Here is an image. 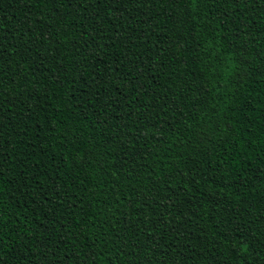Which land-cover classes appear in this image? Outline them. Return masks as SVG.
<instances>
[{
    "label": "trees",
    "instance_id": "trees-1",
    "mask_svg": "<svg viewBox=\"0 0 264 264\" xmlns=\"http://www.w3.org/2000/svg\"><path fill=\"white\" fill-rule=\"evenodd\" d=\"M0 264H264V0H0Z\"/></svg>",
    "mask_w": 264,
    "mask_h": 264
}]
</instances>
